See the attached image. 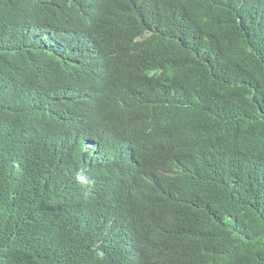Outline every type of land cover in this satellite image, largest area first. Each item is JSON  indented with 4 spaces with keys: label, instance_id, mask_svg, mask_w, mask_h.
Listing matches in <instances>:
<instances>
[{
    "label": "trees",
    "instance_id": "trees-1",
    "mask_svg": "<svg viewBox=\"0 0 264 264\" xmlns=\"http://www.w3.org/2000/svg\"><path fill=\"white\" fill-rule=\"evenodd\" d=\"M99 1L0 0V264H264V0H159L156 23L128 18L152 0ZM91 21L132 32L108 81ZM49 78L79 120L109 111L100 152L54 150L31 96Z\"/></svg>",
    "mask_w": 264,
    "mask_h": 264
},
{
    "label": "clouds",
    "instance_id": "clouds-1",
    "mask_svg": "<svg viewBox=\"0 0 264 264\" xmlns=\"http://www.w3.org/2000/svg\"><path fill=\"white\" fill-rule=\"evenodd\" d=\"M95 3L100 5L101 1L95 0ZM161 7L162 5L160 4L159 0L142 1L141 11L138 12L134 8L129 9L128 18L136 16L137 23L159 22L165 17V12L161 10ZM132 21L133 20L131 19L126 20V22ZM96 22L97 21H91L85 25V32L80 33L78 37L79 45L81 49H83L84 53L93 59L94 67L99 59L102 58L105 69L102 71L101 77L102 80L108 81L113 75V70L117 67V65H119V61H117L115 58L109 60V58L115 57L111 53V51L117 46V40L124 39L126 35L132 32L126 31L117 38H107L105 37L103 30L93 31L87 27L88 25H95ZM106 23L115 27L121 26L117 25L114 21ZM42 29L43 26L41 30ZM41 39L43 40V37H41ZM82 42L85 43L82 44ZM47 56L48 55L39 56V58L42 60L43 68L45 70L53 71V67L58 61V58L47 60ZM57 72L61 74V70ZM53 80L54 78L47 79L45 83L40 87V89L33 93L31 96H33L32 103L34 109H36V111L40 112L41 114L39 118L40 122H42L45 126L44 134L47 132L50 133V139L54 145V150H58L60 146L64 151L70 149L72 150L74 144L81 141L83 146L80 151L89 150L90 154L92 155L100 152V145L102 141L100 142L99 139L102 135L101 132L104 131L101 129L104 124L100 119L104 112L109 113V111L103 107L101 109L100 115L95 120L92 113V106L91 104H88L82 110L83 120H79L75 114H72L65 108L59 94L53 86ZM108 90L110 91V89ZM255 130H264V123H260ZM250 134H252L260 144L264 145V139L256 134ZM112 150L128 154V162L131 164L130 167L126 170L128 172L129 169L135 164L136 155L120 148L117 145H114L112 147H108L101 154V157L103 158V162L105 164H107L109 154ZM75 181L77 184L89 190L93 187V181L89 179L86 168H79L76 171ZM104 255L105 253L103 252V250L97 249L95 251V258L98 260H102L104 258Z\"/></svg>",
    "mask_w": 264,
    "mask_h": 264
}]
</instances>
